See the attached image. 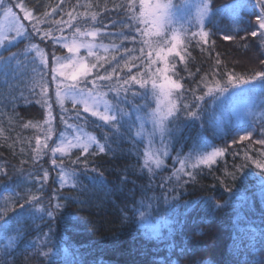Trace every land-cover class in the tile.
Wrapping results in <instances>:
<instances>
[{"label": "trees", "instance_id": "16d2710c", "mask_svg": "<svg viewBox=\"0 0 264 264\" xmlns=\"http://www.w3.org/2000/svg\"><path fill=\"white\" fill-rule=\"evenodd\" d=\"M12 1L23 4L46 28L70 19L81 28L99 29L97 43L108 48L85 56L90 67L97 65L90 78L96 82L93 90L106 94L129 115L113 128L67 102L59 115L62 125L93 134L105 150L100 152L96 145L86 153L71 149L66 155L56 154L53 165L47 122L52 105L50 64L32 45L52 60L66 50L52 39L42 41L41 48L30 32L0 46L3 60L15 54L7 65L0 60V224L21 211V204L31 213L21 221L19 235L15 222L7 233L0 231V264H264V169L252 163L264 162V145L256 143L264 139V91L257 92L261 102L247 121L252 137L241 141L238 127H219L224 112L218 92L207 95L204 87L207 83L215 88L216 81L228 87V74L249 78L264 71L263 40L251 35L258 15L252 1L243 0V7L233 13L205 18L209 43H192L185 62L170 57L178 76L169 75L182 78L184 90L180 110L166 122V131L152 149L167 155L160 156L158 168L150 162L151 171L144 167L148 141L136 136L137 115L154 103L151 84L142 88L129 77L148 80L149 72L163 64H151L158 38L134 31V22L133 29L127 26V0ZM236 1L212 0V9ZM198 30L193 22L189 31ZM226 35L232 39L225 40ZM108 75L109 80L96 79ZM137 106L142 107L139 113ZM190 111L197 115L190 116ZM215 149H224L215 163L192 168L198 154ZM181 161L184 172H178ZM62 169L75 174L74 186H61ZM239 194L246 198L238 199ZM32 196L38 201L25 203ZM8 237L15 238L11 246Z\"/></svg>", "mask_w": 264, "mask_h": 264}, {"label": "snow or ice", "instance_id": "6c2138e0", "mask_svg": "<svg viewBox=\"0 0 264 264\" xmlns=\"http://www.w3.org/2000/svg\"><path fill=\"white\" fill-rule=\"evenodd\" d=\"M258 3L262 5V11H264V0H257ZM184 4L188 3V0H183ZM16 7L21 8L25 11V18H32L39 22L37 17H33L30 12H28L23 4L15 5ZM90 7V5H89ZM126 12L129 14L130 23L127 25L130 29H133V22L137 25L133 30L140 32L144 36L152 37L155 36L158 39L155 41V59H151V64H156L158 62L163 64V67L155 68L154 72H149L148 80H138L135 75L130 76L129 79L134 81L137 84H140L142 88H146L148 84H151L150 95L156 102V107L151 109V111L146 113V117H141L137 115V119L140 120V128L136 132V136H141L143 133V124L145 118L150 119L154 129H158L163 136L166 131V122L169 118L174 117L176 113L180 110V97L183 95L184 84L181 83L182 78L173 79V76L169 75V72H172L174 75L178 76V73L175 72L176 64L170 63V57L175 59L178 58L179 62H185L187 53V48L191 46L192 43H195L197 46L206 45L209 43V33L203 30L205 18H210L214 15H225L228 13H233L243 5L232 3L229 5H223L220 8L216 9L215 12L212 9V0H198L196 8V16L193 19H187L185 23L181 24L179 28L175 27L176 21L174 20V9L178 8V5H174L172 0H127V3L123 5ZM0 8L4 9V14L7 17H11L15 23L13 28L15 29L16 37H20L25 31L24 26L19 23V20L16 17V14L12 10V6L5 4V0H0ZM83 15H88V13H83ZM71 18L72 14L69 13ZM92 19L95 20V14H92ZM258 26L260 29L264 30V15L257 16ZM193 22L198 27V31H189V28L192 26ZM143 24L145 27L142 29L138 25ZM33 31L39 32L40 29L37 28L35 24L32 25ZM235 30V28L233 29ZM99 29H94L90 31L81 32L80 28L75 29V33L80 37L97 36ZM44 36H48V32H44ZM252 36H257L258 33L253 31ZM259 35L264 36V31L260 32ZM43 38V37H42ZM128 36H125V39H128ZM6 36H0V46H3L5 41H7ZM131 39L136 40V36H131ZM225 40L232 39L231 36H224ZM144 43H149L150 48H152L151 41H143ZM214 43V42H213ZM33 48L37 49L39 54V49L37 45H32ZM64 47L68 48L69 52H77L79 48L83 47L88 49V55L94 56L93 48L95 45L91 42L81 41L77 43L76 39L72 40L71 45L68 43L64 44ZM143 53V49H141ZM10 57L7 60H3V54L0 52V60H3L5 65L9 64L10 60L14 58ZM147 56L149 58L153 57V50L148 51ZM68 63L64 62L59 63L57 71L60 75H64L62 69L69 65H75V70L71 75L72 80H77L79 77L86 78L91 74L92 68H95L97 65L93 63L89 67L88 63L84 60H76L74 58H67ZM219 63V60H217ZM115 71V69H113ZM98 80H109L111 76H97ZM158 79L160 82H158ZM253 81H259L260 87L264 88V71L256 72L253 76L249 78L244 77H234L231 74H228L227 84L236 86L240 85H249ZM125 81L124 83H127ZM95 84V80L92 81ZM215 88L209 87L207 83L204 84V87L207 88V95H212L214 91H219L221 93L227 92L229 89L227 86L220 87L219 81L215 82ZM126 91V90H125ZM106 94L94 92L93 89L88 87H79L78 85H64L63 90L60 85L57 86V91L55 93V102L60 106L61 111H64V102L65 99H71L73 106L76 104H82L84 112H91L92 116H97L99 119L106 124H111L113 128H119L121 126V121L124 120L129 113L125 112L123 109L119 108L118 104H113L107 100L101 99L102 96ZM135 95V93H134ZM149 93L145 92L144 96H148ZM198 100H203V96L197 97ZM147 107V106H144ZM183 109L188 110L189 105L183 104ZM51 109V105H49ZM142 110L141 106H137L136 112L139 113ZM190 116H196V112H189ZM79 116V113H77ZM47 123V122H46ZM29 125H25L28 127ZM71 127V125H69ZM251 133H247L244 136H240L241 141L251 138ZM51 136V129L48 132V138ZM235 143V141H234ZM257 144L264 145V139L257 140ZM95 144L100 152L105 150L104 145L99 144L94 136H91L87 133H82V131H77V134L72 139H67L63 135L60 136V143L57 144L54 148L51 149L53 156L56 153L67 154L71 149L78 148L82 152L86 153L89 147ZM149 144L151 141L149 140ZM44 148H47V142L43 144ZM36 155L39 156L41 153V141L37 139V147L35 149ZM224 149H215L211 152H201L195 158V162L192 164V168H197L200 165L211 166L216 162V158L223 156ZM161 155H167V152L158 153L152 149H146L144 153V167L148 168L151 171L150 162L154 164L157 168L161 166L162 160L160 159ZM251 160L250 156L246 157ZM57 163L56 159L52 160V164ZM252 163L255 164L257 169H264V162L252 160ZM181 167L178 172H184L185 162H180ZM242 167H247L243 165ZM187 176L191 178L192 173L186 172ZM48 172L43 173V179L47 180ZM75 174L73 172H66L63 169L60 172L59 180L61 186L73 183L74 186ZM238 199H245L243 194L237 196ZM38 197L32 196L29 200H26L25 203L31 204L32 201H38ZM57 208L60 207L59 204L56 205ZM21 211L16 212L15 215L9 219H4L3 224H0V231L7 233L13 226V222L16 224V231L19 235L21 233V221L27 216L31 215L28 209L24 208V204L20 205ZM14 210V209H13ZM6 215V211L4 213ZM49 216L52 215L51 212L47 213ZM141 218L146 216V213H140ZM15 238L8 237V244L11 246L14 244ZM47 255V253H45Z\"/></svg>", "mask_w": 264, "mask_h": 264}, {"label": "rangeland", "instance_id": "374dc122", "mask_svg": "<svg viewBox=\"0 0 264 264\" xmlns=\"http://www.w3.org/2000/svg\"><path fill=\"white\" fill-rule=\"evenodd\" d=\"M252 4L257 8L256 13L258 14L257 16H262L264 15V11H262V5L257 2V0H251ZM174 5H178L179 7L174 9L175 15H174V20L176 21L175 27L179 28L181 24L185 23L187 19H193L196 16V5L198 0H188L187 4L183 3V0H172ZM237 4L242 5L243 0H237ZM5 4L8 6H12L13 12L16 14L17 19L19 20V23L24 26L25 31L20 37H16L15 29L13 28V24L15 21L11 17H7L4 14V9L0 8V36H6L8 39H11V41H17L23 37L26 33H29L34 36V38L39 39V42L41 43L43 48V43L42 41L46 40H51L55 43H59L65 50L66 54L61 57L55 58V60H52L53 58L50 56H47L45 51H39V55L43 58V60L48 64H50L49 71L51 74V100H52V105L51 109H49L47 113V122L49 124V129H51V136L49 138V143L51 145V149L54 148L57 144L60 143V136L63 135L67 139H72L74 141V138L77 134V131H82V133H87L91 136H94L93 134L87 132L86 130L80 129L75 127L74 125L71 127L69 126H63L60 118V114L62 113L60 106L55 102V93L57 91V86L60 85L61 89L63 90L64 85H78L79 87L83 88L88 86V88H96V82L95 84L92 83L91 74L86 78L79 77L77 80H72L70 77L75 70V65H69L62 69L64 72V75H60L59 72L57 71V68L59 67L60 62H64L65 64L68 63L67 58H74L76 60H84L86 61V55H88V49L86 48H79V51L77 52H69L67 47H64L65 43H68L71 45L72 40L76 39L77 43L81 41H86V42H91L95 45L93 48V52L96 53L97 51H103L106 50L108 47L105 45H102L100 43H97V36L91 37V36H86V37H80L78 34L75 33L76 28H80L81 32L84 31H90L94 30L93 28H84L80 26H76L73 20H66L60 23H57L53 27L46 28L44 27V22H34L32 23V18H25V11L22 10L19 7H16L14 2L12 0H5ZM241 9L238 8L237 10ZM235 10V11H237ZM255 25H256V32L259 33L264 31L259 28L258 26V20H255ZM35 24L37 28L40 29L39 32L33 31L32 25ZM74 29L72 32L71 30ZM44 32H48V36H44ZM66 35H71V36H65ZM264 43V36L259 35ZM43 37V38H42ZM7 39V40H8ZM44 52L46 56L44 55ZM84 52V53H83ZM88 63V62H87ZM90 67V66H89ZM90 79V82L88 80ZM88 84V85H87ZM228 91L225 93H221L219 91H215V95L218 92L219 98L218 104H219V109H221L224 112V116L222 120H219V123L223 126H219L221 128H224L225 125L227 126H234L238 127V134L240 133V136H244L247 133L253 134L252 128L249 129L247 121L250 118V116L254 112V108L256 107V104H259L261 102V98H258L257 92L264 91V88L260 87V82L259 81H253L252 84L249 85H240L237 84L236 86L228 85ZM96 92L95 90H93ZM263 95V94H262ZM264 99V96H262ZM103 100H107L104 96L101 97ZM67 102H72L71 99H65L64 102V107ZM110 102V101H109ZM73 103V102H72ZM81 107H83L82 104H78ZM156 107V102L154 100L153 105L145 110L142 114H140L141 117H146V113L151 111V109H154ZM65 112V110H64ZM91 114V112H88ZM97 117V116H95ZM99 118V117H98ZM140 120H138L137 124V130L140 128ZM143 133L139 138L143 140L148 141V147L150 149L155 148L156 144L158 145V142L156 141L158 138H160V131L158 129H154V126L151 122L150 119L145 118L144 124H143ZM252 137V135H251ZM149 140L151 141V144H149ZM95 144H92L90 147H92ZM151 145V146H150ZM89 147V148H90ZM50 149V161L52 163V160L54 159L52 152ZM75 149V148H73ZM67 185H70L68 183Z\"/></svg>", "mask_w": 264, "mask_h": 264}]
</instances>
